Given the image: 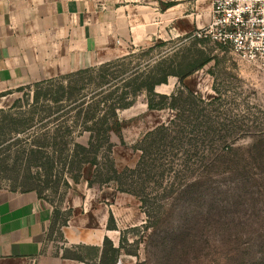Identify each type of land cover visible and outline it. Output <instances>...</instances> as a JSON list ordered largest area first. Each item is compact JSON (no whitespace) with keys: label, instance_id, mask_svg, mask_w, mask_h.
Listing matches in <instances>:
<instances>
[{"label":"rangeland","instance_id":"obj_1","mask_svg":"<svg viewBox=\"0 0 264 264\" xmlns=\"http://www.w3.org/2000/svg\"><path fill=\"white\" fill-rule=\"evenodd\" d=\"M119 2L125 4L130 0ZM137 2L140 5L155 3L159 10L174 2L176 8H182L203 27L210 22L214 0ZM179 23L180 33L177 21L170 22L166 46H155L146 56L138 50L137 62L144 63L151 58L155 64L162 55L166 61L175 57L180 62L185 57L197 60L201 58L199 51L211 61L185 80L197 97L191 100L186 91L181 95L177 111H149L143 102L145 97L119 111L124 128L120 136L112 134L111 153L103 152V160H107L103 171L106 174L110 167L108 155L117 170L123 171L124 183L111 181L90 187L85 180L88 175L76 183L63 168V161L60 162L64 155L62 159L53 160L50 149L37 156L29 151L23 153L25 148L33 147L41 132L48 138L39 142L50 146L58 144L57 148L64 143L63 138L56 142L52 139L56 133L54 125L44 127L40 114L32 127L24 128L26 120L31 119L36 96H44L48 91L46 86L38 87L34 82L0 94V189L25 191L36 187L42 190L46 201L63 210V219L69 212L71 217L74 214L69 203L72 195L88 191L96 202L107 204L122 197L123 205L130 206L141 217L136 225H123L124 248L117 264H264V68L239 58L228 46L209 40L195 42L187 35L197 29L188 31V22ZM158 24L161 28L162 21L158 20ZM131 50L127 47V54ZM180 87L179 78L172 76L168 84L156 90L171 95ZM186 99L191 102L186 103ZM171 120L187 131L193 130L199 122L211 133L205 137L186 134L188 138H182L183 143L174 150L166 148L153 153L147 159L149 164L153 162V171L144 165L134 178L130 169H135L140 160L139 142L148 132ZM40 127L44 129L35 134ZM14 129L21 131L10 137L9 132ZM61 135L68 141L66 133L61 132ZM79 141L86 143L87 135ZM230 147L232 149L228 150ZM184 160L191 164L184 167ZM172 166L177 170L173 185L169 174ZM134 191L149 196L147 208L152 214L149 228H146V207ZM63 243L59 232H53L46 249L49 245L52 252L57 253ZM83 255L93 257L86 251ZM0 264L33 262L0 259Z\"/></svg>","mask_w":264,"mask_h":264},{"label":"crops","instance_id":"obj_2","mask_svg":"<svg viewBox=\"0 0 264 264\" xmlns=\"http://www.w3.org/2000/svg\"><path fill=\"white\" fill-rule=\"evenodd\" d=\"M118 3L0 0V94L122 57L129 46L166 41L171 21H177L179 33L181 21L188 22V31L202 27L176 5L159 10L155 3ZM211 16L212 12L210 20ZM158 20L162 21L161 28ZM69 203L74 214L62 228L64 243L53 253L46 244L55 207L35 190L0 189V259L86 264L65 258L63 248L103 247L107 237L118 247L123 225H136L141 217L123 205L122 197L110 204L98 203L85 191L72 195ZM112 218L116 227H110Z\"/></svg>","mask_w":264,"mask_h":264},{"label":"trees","instance_id":"obj_3","mask_svg":"<svg viewBox=\"0 0 264 264\" xmlns=\"http://www.w3.org/2000/svg\"><path fill=\"white\" fill-rule=\"evenodd\" d=\"M173 5H175L174 2H169L164 5L163 9ZM192 36L193 32L187 35L195 42L207 41ZM167 44L168 41L159 40L156 45L133 47L129 54L103 64L36 82V86H46L48 91L44 96H40V94L36 96L35 103L30 111L31 119L26 120L24 128L32 127L36 117L40 114V120L45 121L43 123L44 127H48L49 124L54 125L56 133L52 139L56 142L63 138L64 143L63 146L60 144L61 147L57 148L58 144L57 146H50L46 142H39L41 139L46 140L48 138L42 132L38 134L39 131L44 129L40 127L37 128L35 133L38 134V141L31 149L25 148L23 153L29 151L30 154L37 156L50 149V159L53 160L62 159L64 155V160H60V162L63 161V168L76 183L83 177L85 178V175H88L85 180L88 181L90 187L100 186L111 181L124 183L122 180L123 171L119 172L117 170L115 163L110 160L108 155L110 167L107 169L106 174L103 171L106 169L105 161H107L103 160L105 157L103 152L111 153L114 146L112 134L115 133L120 136L124 128V122L119 118V111L134 106L142 97H145L143 102L147 104L149 111L163 109L177 111L179 109L178 102L182 100L181 95L186 91L190 94L191 100L197 97L195 92L185 84V80L211 61V58L202 57L199 51L198 55L201 58L197 60L185 57L184 61L180 62L175 57L170 61H166L162 55V59L155 64H152L154 61L151 58H148L144 63L137 62L138 50L146 56L155 49V46L164 47ZM172 76L179 78L181 87L171 95L157 92L156 88L162 84H168L169 78ZM191 100L186 99L185 102L188 103ZM201 125L205 124L198 122L193 130L187 131L176 121L171 120L169 124H161L148 132L139 142L138 149L141 150V157L138 165L135 169H130L133 176L135 175L134 178L137 177L140 168L144 165L151 168L150 172L153 171V162L149 164L150 161L147 160L151 158L153 153H159L160 150L166 148L174 150L176 145L183 143L182 138H188L187 135L205 137V135L211 133V130L206 131ZM20 131V129L11 130L9 136L12 137L13 134L20 133ZM61 132L66 133L68 141L61 135ZM86 135V143L80 142L79 139ZM191 140L188 139L189 142ZM191 145L194 146V144ZM231 149L232 147L228 148V150ZM57 154L59 155L57 156ZM205 163L207 164V162ZM189 164L191 163L188 160H184L182 165L185 167ZM173 167L169 170L171 181L177 175V170ZM67 183L69 184V182ZM174 183L175 180L172 181L171 185ZM28 190H35L40 197L44 198L42 190L36 187ZM134 193L139 196L143 206L146 207L145 212L148 216L146 228H149L152 224V214L147 208L149 196L148 194L146 196L137 194L135 191ZM62 215L63 210L55 207L48 237L53 232L58 231L60 237L64 240L62 228L68 225L71 212L64 219ZM110 227H116L113 218L110 221ZM123 248L122 242L117 247L107 237L103 247L77 245L63 248V256L86 264H117ZM84 251L92 254V259L83 255Z\"/></svg>","mask_w":264,"mask_h":264},{"label":"built area","instance_id":"obj_4","mask_svg":"<svg viewBox=\"0 0 264 264\" xmlns=\"http://www.w3.org/2000/svg\"><path fill=\"white\" fill-rule=\"evenodd\" d=\"M214 0L210 22L192 37L228 46L239 58L264 68V0Z\"/></svg>","mask_w":264,"mask_h":264},{"label":"clouds","instance_id":"obj_5","mask_svg":"<svg viewBox=\"0 0 264 264\" xmlns=\"http://www.w3.org/2000/svg\"><path fill=\"white\" fill-rule=\"evenodd\" d=\"M229 2H231V0H229ZM238 3H239V5L241 6L240 8H239V10L240 11H242L243 10V5L245 4V3H251V0H238Z\"/></svg>","mask_w":264,"mask_h":264}]
</instances>
